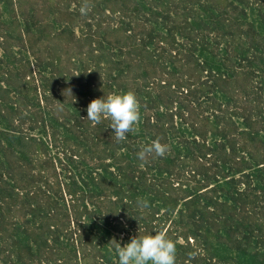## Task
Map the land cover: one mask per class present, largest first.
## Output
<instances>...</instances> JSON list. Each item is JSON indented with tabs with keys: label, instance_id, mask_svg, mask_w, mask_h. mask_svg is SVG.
<instances>
[{
	"label": "trees",
	"instance_id": "1",
	"mask_svg": "<svg viewBox=\"0 0 264 264\" xmlns=\"http://www.w3.org/2000/svg\"><path fill=\"white\" fill-rule=\"evenodd\" d=\"M47 1L0 0V264H118L161 229L176 264H264V0ZM128 91L117 143L87 106Z\"/></svg>",
	"mask_w": 264,
	"mask_h": 264
},
{
	"label": "clouds",
	"instance_id": "2",
	"mask_svg": "<svg viewBox=\"0 0 264 264\" xmlns=\"http://www.w3.org/2000/svg\"><path fill=\"white\" fill-rule=\"evenodd\" d=\"M90 8L89 0H83L81 14L87 15ZM62 105L63 103H59L58 112L63 111ZM140 118V104L133 91L108 94L106 97L93 99L87 106L86 120L91 121L94 126L100 124L102 119L110 120L108 127L114 130L117 143L124 141L129 133L137 131ZM168 151L169 146L161 143L158 138L143 146L137 157L147 163L149 157H163ZM137 203L141 210L149 207L146 200ZM115 251L118 254V264H176L177 245L163 229L155 232V235L134 236L124 246L117 243ZM188 255L190 259H195L199 253L193 250Z\"/></svg>",
	"mask_w": 264,
	"mask_h": 264
},
{
	"label": "rangeland",
	"instance_id": "3",
	"mask_svg": "<svg viewBox=\"0 0 264 264\" xmlns=\"http://www.w3.org/2000/svg\"><path fill=\"white\" fill-rule=\"evenodd\" d=\"M25 1V4L27 5V7L28 8H30V7H34V8H37V9H44V8H48L51 4H50V2L49 1H47V0H24ZM73 8H74V5L72 6ZM1 11H2V13L4 14V18H5V20L6 21H10L11 20V18H12V10L10 9V7H8V6H5V5H3L2 6V9H1ZM41 12V10L39 11V13ZM75 31H76V33L78 32V29L76 28L75 29ZM78 34H79V32H78ZM63 43H64V48L66 47V48H69L67 51V53H64V55H63V57H66V56H71L73 53H72V50H75L76 48H77V42H75L74 40H72V41H67V40H64L63 41ZM54 48V47H53ZM16 51L18 50V49H15ZM1 53H2V51H1ZM23 53H25L26 54V52H23ZM28 56H30L29 54H27ZM31 59H32V57H30ZM78 64V63H77ZM76 64V66H79V65H77ZM80 68H81V66H79ZM76 68V67H75ZM75 68H74V66H72V71H74L73 73H75L76 75L78 74V73H81V71L82 70H79V71H75ZM70 78V76L68 75V77H66V76H63V77H61V83H60V85H65V84H68V86H71L72 84H73V82H72V80L71 79H69ZM69 103V100H68V98H66L65 99V101H64V104L65 105H67ZM68 106V105H67ZM71 112L72 111H74V107L73 106H71V105H69L68 107H67ZM57 151V149H54L53 150V152H52V154H55V152ZM80 170L82 171L83 170V166H82V163L80 162V163H77V168H75L74 167V165H71L70 167H69V171H71V172H73V174L75 175V174H77L78 172H80ZM66 171V170H65ZM66 173V172H65ZM64 173V174H65ZM67 174V173H66ZM80 180V179H79ZM80 183H81V180H80ZM69 198V197H68Z\"/></svg>",
	"mask_w": 264,
	"mask_h": 264
}]
</instances>
